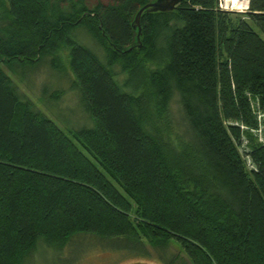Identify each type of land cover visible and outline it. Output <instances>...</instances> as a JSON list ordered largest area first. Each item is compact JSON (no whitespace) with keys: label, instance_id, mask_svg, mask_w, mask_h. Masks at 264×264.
Listing matches in <instances>:
<instances>
[{"label":"trees","instance_id":"trees-1","mask_svg":"<svg viewBox=\"0 0 264 264\" xmlns=\"http://www.w3.org/2000/svg\"><path fill=\"white\" fill-rule=\"evenodd\" d=\"M147 2L0 0V264H264V0Z\"/></svg>","mask_w":264,"mask_h":264},{"label":"rangeland","instance_id":"rangeland-1","mask_svg":"<svg viewBox=\"0 0 264 264\" xmlns=\"http://www.w3.org/2000/svg\"><path fill=\"white\" fill-rule=\"evenodd\" d=\"M105 2H107V0H103ZM243 2V1H242ZM245 3V2H244ZM242 5V6H241ZM246 5V3H245ZM238 7H240L239 9L237 7H230V3H228V6L226 8L225 5H223V7H221V9L223 10H230V11H234V12H240V11H244L242 8L244 7L243 4H239L237 5ZM253 28L255 29V31L262 37V39H264V34H261L259 29L254 25ZM88 37V36H86ZM85 37V38H86ZM88 39H90L88 37ZM91 44L93 46H95L92 42ZM97 48V46H95ZM6 72L9 74L10 78L14 80V82L16 84L17 83V76L14 75L13 72H10L7 68ZM44 69H48V67L46 65L40 66V68H36V69H29L28 71H25L24 73V79H26L31 85V87H33V89L36 91V89L34 87H37L38 91H39V96L41 95V93L43 92L44 99H45V104L47 106H49V110L52 111V114H54V116L52 115H48V117L54 121L56 124H58V126L62 129L65 130V128L63 127L64 124L66 126H71V127H80L85 121L83 120V115L80 112V107L78 108V105L76 103V101L74 100V98H68L69 96H67V98H65V102L60 101L59 98L55 99V96H51V93L53 90L56 89V87L58 86V82L60 83V79L59 77H57L56 75H51L50 72H46V74L41 75L39 74L40 72L44 71ZM43 78V79H42ZM22 90H25L28 94H30L31 99H35L36 95H37V91L35 95H32L30 92V89L22 86L21 88ZM41 92V93H40ZM76 103V104H75ZM36 106L39 108V110L41 109L42 105L40 104L39 101H37ZM173 112L176 115L178 112V107L177 105L173 104ZM260 112L258 111L257 114H259ZM262 119L264 122V116H262ZM91 158V157H90ZM93 163L96 164V166L100 169V166L98 165V163H96L93 160ZM247 165L250 167V164L247 163ZM120 190V189H119ZM99 255V256H98ZM95 255H90L87 256V262L86 264H161V262L159 260H157L154 256L151 257H144V256H123V257H118L117 259H113V260H103L102 257H104L101 254H97L95 257Z\"/></svg>","mask_w":264,"mask_h":264},{"label":"water","instance_id":"water-1","mask_svg":"<svg viewBox=\"0 0 264 264\" xmlns=\"http://www.w3.org/2000/svg\"><path fill=\"white\" fill-rule=\"evenodd\" d=\"M180 1L183 0H151V2H147L140 6V9L136 12L134 15V20L132 23V27L138 29L137 32V40L140 35L141 29L139 28V21H140V16L143 11H171L173 8L178 4Z\"/></svg>","mask_w":264,"mask_h":264},{"label":"built area","instance_id":"built-area-1","mask_svg":"<svg viewBox=\"0 0 264 264\" xmlns=\"http://www.w3.org/2000/svg\"><path fill=\"white\" fill-rule=\"evenodd\" d=\"M241 1H243V2H245L246 3V5H245V3H244V7H242V8H247V5H248V2H247V0H241ZM218 3H219V7L221 8V7H223V5H225L226 6V8H227V6H228V3H230V7H231V9H232V7H234V5H235V3H234V0H218ZM245 9H243V10H245ZM258 123H259V126L256 128V130H254V132L256 133V134H258V139H259V141H262V142H264V122H262L263 121V119H262V116H264V113H259L258 115Z\"/></svg>","mask_w":264,"mask_h":264},{"label":"bare ground","instance_id":"bare-ground-1","mask_svg":"<svg viewBox=\"0 0 264 264\" xmlns=\"http://www.w3.org/2000/svg\"><path fill=\"white\" fill-rule=\"evenodd\" d=\"M226 1V0H225ZM234 3H235V5H234V7H237L238 9L240 8V7H238L237 5H239V4H243L244 5V2H242L241 0H234ZM242 6V5H241Z\"/></svg>","mask_w":264,"mask_h":264},{"label":"clouds","instance_id":"clouds-1","mask_svg":"<svg viewBox=\"0 0 264 264\" xmlns=\"http://www.w3.org/2000/svg\"><path fill=\"white\" fill-rule=\"evenodd\" d=\"M248 6V5H247Z\"/></svg>","mask_w":264,"mask_h":264}]
</instances>
